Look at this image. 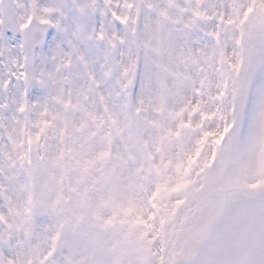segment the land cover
Masks as SVG:
<instances>
[{
	"label": "snow or ice",
	"instance_id": "snow-or-ice-1",
	"mask_svg": "<svg viewBox=\"0 0 264 264\" xmlns=\"http://www.w3.org/2000/svg\"><path fill=\"white\" fill-rule=\"evenodd\" d=\"M0 264H264V0H0Z\"/></svg>",
	"mask_w": 264,
	"mask_h": 264
}]
</instances>
